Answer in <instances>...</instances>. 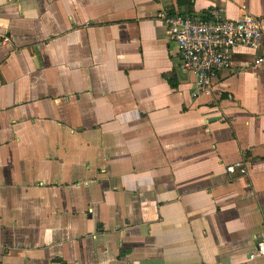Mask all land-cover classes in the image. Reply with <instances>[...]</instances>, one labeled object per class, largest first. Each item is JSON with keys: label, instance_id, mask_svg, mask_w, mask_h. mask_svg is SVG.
Segmentation results:
<instances>
[{"label": "crops", "instance_id": "crops-1", "mask_svg": "<svg viewBox=\"0 0 264 264\" xmlns=\"http://www.w3.org/2000/svg\"><path fill=\"white\" fill-rule=\"evenodd\" d=\"M167 8L264 28V0H0V264H264V38L202 91Z\"/></svg>", "mask_w": 264, "mask_h": 264}, {"label": "built area", "instance_id": "built-area-1", "mask_svg": "<svg viewBox=\"0 0 264 264\" xmlns=\"http://www.w3.org/2000/svg\"><path fill=\"white\" fill-rule=\"evenodd\" d=\"M160 17L168 27L170 37L177 43L185 70L197 75L198 89L210 92L212 79L232 65L233 51L238 47L258 49L264 38L261 20L251 14L230 18L222 9H215L209 18L172 13L165 9ZM0 31V43L8 41ZM242 163L228 166L233 172Z\"/></svg>", "mask_w": 264, "mask_h": 264}, {"label": "trees", "instance_id": "trees-1", "mask_svg": "<svg viewBox=\"0 0 264 264\" xmlns=\"http://www.w3.org/2000/svg\"><path fill=\"white\" fill-rule=\"evenodd\" d=\"M204 18H209V16L207 15V16H205Z\"/></svg>", "mask_w": 264, "mask_h": 264}]
</instances>
